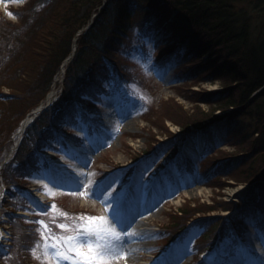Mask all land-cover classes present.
Masks as SVG:
<instances>
[{
  "label": "rangeland",
  "instance_id": "374dc122",
  "mask_svg": "<svg viewBox=\"0 0 264 264\" xmlns=\"http://www.w3.org/2000/svg\"><path fill=\"white\" fill-rule=\"evenodd\" d=\"M24 4V1L6 3L0 0V15L17 25L19 22L9 11L13 6L18 8ZM170 33L168 36L173 35L170 42L166 38L154 42L151 37L140 55L131 60H125L123 55L118 57L120 68L129 65L127 69L139 77V81L120 90H110L99 102H82L88 115L97 120L98 128H93L90 134L84 123H77L76 129L63 125L66 133L59 134L60 139L73 138L79 150L73 151L65 142L66 149L46 150L51 153L45 155L48 160L43 157L48 170L32 179L21 174L16 176L25 187L24 191L18 190L15 180L10 182L8 179L7 182L3 171L16 155L20 133L38 118L37 109L31 111L33 116L26 125L21 122L11 139L2 136V145L14 143L0 166L3 181L8 183L5 184L8 194L0 207V251L4 255H0V264L13 262L6 258L7 263H4L3 257L7 255H10L9 259L24 257L29 264H56L50 255L53 249L44 247L45 236L77 235L82 231L78 226L86 223L88 217H103L113 231L121 233L122 240L116 243L121 244L120 252L124 255L110 264H264V191L259 186L249 189L239 176L240 170L264 166V153L250 157L238 170L230 171L223 165L225 170L216 177L212 178L210 174L216 164H229L230 155L235 151L232 143L240 140L236 131L226 132L227 125L235 121L247 126L251 119L246 113L257 109L263 100L256 99L247 108L229 110L228 114L218 111L213 99L224 89L220 82H212L217 75V69L210 64L212 59H192L191 65L185 62L157 64L183 41L180 39V43H176L174 40L178 34L176 28ZM30 48L28 57L20 58L18 62H13L14 58L0 63V87L3 85L4 94L10 93L6 87L7 74L11 73L12 77L16 73V77L22 80L33 75L32 68L39 59H30L32 53L37 52L34 47ZM202 65H210L209 71L196 73ZM66 72L67 68L61 69L57 76L58 85L52 86L43 104L57 100ZM198 104L207 112L216 109L215 115L220 117L221 123L206 127L217 128L221 132L220 140L213 136L215 140L211 138L209 141L198 129L183 133L179 125L170 120L178 118L187 123L189 116L182 112H192ZM15 118H0L3 132L17 125ZM203 140L208 146L202 153L199 149L204 145ZM178 163L181 168H177ZM60 165L70 169L82 185L68 184L74 177L58 174L56 168ZM167 175L171 176L166 180ZM58 179L61 182H57ZM26 193H39L44 202L31 201L25 197ZM223 207L230 210L205 216L198 213L199 210H221ZM27 208L31 212L22 210ZM182 209L190 213L185 217L190 225L212 218L216 225L220 223L218 229L224 226V230L219 231L220 239L212 240L217 238L215 224L207 233L208 228L196 226L189 230L183 247L179 244L181 241L176 244L178 238L173 241L169 230L185 216L180 213ZM141 219L145 220L142 227L139 224ZM39 221H43L47 228ZM60 224L69 227L62 229L58 226ZM16 225L34 228L27 232L34 235L28 251L17 248ZM210 248L214 250L208 252ZM253 250L257 252L253 253ZM81 251L87 252V249ZM71 256L77 261L83 259L76 253ZM63 264H73V261L64 260Z\"/></svg>",
  "mask_w": 264,
  "mask_h": 264
},
{
  "label": "trees",
  "instance_id": "16d2710c",
  "mask_svg": "<svg viewBox=\"0 0 264 264\" xmlns=\"http://www.w3.org/2000/svg\"><path fill=\"white\" fill-rule=\"evenodd\" d=\"M1 1H24L25 4L10 8L9 12L19 22L17 25L0 15V63L14 58L13 62H18L20 58L28 57L30 46L37 51L32 53L33 57L30 59L39 60L36 59L32 68L33 75L25 77L26 80L18 79L20 77H16V73L12 77L11 73L7 74L6 87L10 89L9 94L3 93V85L0 87V118L16 117L14 123L17 122L6 133L3 132L2 120L0 121V166L5 153L14 143L2 145V136L12 137L22 120L45 100L61 72L62 65L73 55V48L76 46V52L67 66L64 90L59 100L30 125L16 155L3 171L6 181L15 180L18 190L24 191L25 187L18 182L17 175L32 179L34 175L41 176L42 172L48 170L43 151L67 148L59 137V134L66 133L63 125L76 129L77 123L81 122L89 127L90 134L93 128H98L97 120L88 115L89 112L83 108L82 102H99L110 90H120L139 81V77H135L127 69L129 65L120 68L118 57L123 55L125 60H131L135 55H140L151 37L154 42L163 38L170 42L173 35L168 34L175 28L178 34L174 40L176 43H180V39L183 41L157 64L165 66L185 62L191 65L192 59H212L210 64L217 69V75L212 82H220L224 89L213 100L218 111L225 114L229 110L247 108L256 99L263 100L257 109H250L246 113L251 119L247 126L229 121L226 132L236 131L240 140L232 143L235 151L230 155L229 164L218 163L213 167L215 170L210 173L212 178L225 170L223 165L228 166L230 171L238 170L250 157L264 153V0ZM256 11L259 12L254 15L253 12ZM201 68L196 73L208 72L210 65H202ZM182 113L189 116L187 123L178 118L170 120L179 125L183 133H192L193 129L201 128L211 131L212 128L206 125L221 123L220 117L215 115V108L207 112L200 104L192 112ZM176 166L178 168L180 164ZM240 171L241 182L247 183L249 189L259 186L264 191L261 184V181L264 182V166H250L247 171ZM170 176L167 175L165 179ZM219 209L199 210L198 213L205 216L230 210L227 207ZM22 210L31 212L29 208ZM180 213L185 216L169 230L173 241L176 238L183 241L189 230L192 231L196 226L208 228L207 233L213 230L210 226L214 224L217 238L211 239H220L219 231L224 230V226L218 229L220 223L216 225L215 220L210 218L190 225L185 219L190 213L186 209H182ZM33 229L32 226L24 228L16 225L17 248L22 251L31 249V237L34 235L27 232ZM213 248L208 249V252L214 250ZM2 253L0 251V255L4 256ZM9 257L10 255L3 257L4 263L8 259L13 261L11 264H29L24 257Z\"/></svg>",
  "mask_w": 264,
  "mask_h": 264
},
{
  "label": "snow or ice",
  "instance_id": "6c2138e0",
  "mask_svg": "<svg viewBox=\"0 0 264 264\" xmlns=\"http://www.w3.org/2000/svg\"><path fill=\"white\" fill-rule=\"evenodd\" d=\"M52 207L55 208V205ZM39 223L47 228L43 221ZM58 226L62 229L69 227L66 224ZM78 227L82 231L74 236H45L44 247L53 249L50 255L56 260V264H63L64 260H72L73 264H110L112 260L124 255L120 252L121 244L116 243L122 240L121 233L113 231L103 217H88L87 222ZM82 249H87V252L81 251ZM71 253H76L83 259L77 261Z\"/></svg>",
  "mask_w": 264,
  "mask_h": 264
},
{
  "label": "bare ground",
  "instance_id": "6f19581e",
  "mask_svg": "<svg viewBox=\"0 0 264 264\" xmlns=\"http://www.w3.org/2000/svg\"><path fill=\"white\" fill-rule=\"evenodd\" d=\"M89 28H91V25H90V27ZM76 41H77V39L74 41L75 43H76ZM74 52H76V46L73 48V55H74ZM73 55L72 56H70V58L69 59H67V61L62 65V67H61V69L63 68V69H65V68H67V66H66V64H68L69 63V60L71 59V58H73ZM55 85V84H54ZM53 85V86H54ZM62 90H64V88L62 87ZM59 100V99H58ZM57 100V101H58ZM57 101H55V102H57ZM50 107H52V105H51V101L49 100L48 102H47V104H45V102H44V104L43 103H41L40 104V106L38 107V108H36L37 109V113L40 115L41 113H43L45 110H47V109H49ZM35 109V110H36ZM32 112H34V111H32ZM29 114H33V113H29ZM28 130V128H26V131ZM199 132H203L202 133V135H207V134H209V130L207 129H199ZM93 137H94V135H93ZM66 144H67V147H69L70 149L71 148H74V149H76V151H78L79 150V145H77L76 144V142L74 141V140H72V139H69V138H66ZM43 154L44 155H46V156H50L51 155V153H49V152H47V151H43ZM60 164V163H59ZM57 170H56V172H58V174H61V175H63L64 177H67V176H70L71 178L72 177H74L75 176V174L70 170V169H68V168H65V167H63V166H58V168H56ZM182 175V174H181ZM183 176V175H182ZM185 178V177H184ZM69 179V178H68ZM70 181H72L73 183L75 182L76 184H78V185H82V183H81V180H79V179H75V177L74 178H72V179H70ZM5 184H8L7 182H5ZM152 194V192H148V194ZM7 194H8V186H7ZM7 194L5 195V196H7ZM151 194H150V196H151ZM5 196H1L0 197V203H2L3 204V198L5 197ZM25 197L27 198V199H30L31 201L33 200V201H35V202H37V203H40V201H42V203L44 202V198L42 197V195L41 194H39V193H36L35 195L34 194H30V193H26L25 194ZM28 212V211H27ZM30 212V211H29ZM143 221H145L144 219H141L140 221H139V224H140V226L142 227L143 226V224H142V222Z\"/></svg>",
  "mask_w": 264,
  "mask_h": 264
}]
</instances>
